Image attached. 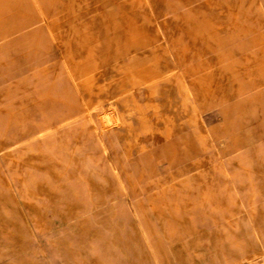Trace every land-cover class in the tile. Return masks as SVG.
<instances>
[{"label": "rangeland", "instance_id": "1", "mask_svg": "<svg viewBox=\"0 0 264 264\" xmlns=\"http://www.w3.org/2000/svg\"><path fill=\"white\" fill-rule=\"evenodd\" d=\"M0 264H264V0H0Z\"/></svg>", "mask_w": 264, "mask_h": 264}, {"label": "bare ground", "instance_id": "2", "mask_svg": "<svg viewBox=\"0 0 264 264\" xmlns=\"http://www.w3.org/2000/svg\"><path fill=\"white\" fill-rule=\"evenodd\" d=\"M165 87V86H164ZM168 90V89H167ZM171 91H173V89H171ZM260 215V214H259ZM257 216H258V214H257ZM261 217V216H260ZM258 218H259V216H258ZM263 220V219H262ZM259 221H261V220H259ZM262 247V246H261Z\"/></svg>", "mask_w": 264, "mask_h": 264}]
</instances>
